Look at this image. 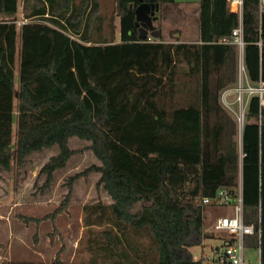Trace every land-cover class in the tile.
<instances>
[{"label": "trees", "instance_id": "1", "mask_svg": "<svg viewBox=\"0 0 264 264\" xmlns=\"http://www.w3.org/2000/svg\"><path fill=\"white\" fill-rule=\"evenodd\" d=\"M168 1L114 0L118 22L110 16L107 26L98 0H21L17 27L19 0H0V171L56 146L38 172L47 185L77 137L99 163L67 177L65 200L90 172L111 199L84 206L95 215L86 225L101 224L107 211L108 227L79 264H202L188 249L209 236L202 198L236 181V123L219 94L237 81L239 51L219 39L240 26L247 82L264 83V4L243 0L239 18L227 0H197L196 40L138 38L136 6ZM245 110L243 211L255 223L260 194L264 264V94L262 102L252 94ZM0 264L69 263L56 254Z\"/></svg>", "mask_w": 264, "mask_h": 264}, {"label": "rangeland", "instance_id": "2", "mask_svg": "<svg viewBox=\"0 0 264 264\" xmlns=\"http://www.w3.org/2000/svg\"><path fill=\"white\" fill-rule=\"evenodd\" d=\"M98 2L100 14L106 15V25L111 20L110 16H113V21L117 23L114 0ZM196 3L197 0H169L159 8L156 12L158 19L153 24L160 26L164 40L194 41L198 38ZM20 8L21 0L16 14L17 27L22 23ZM94 32L97 33L96 30ZM96 33L94 34L97 35ZM115 34L118 40L117 29ZM230 115L233 116L231 113ZM86 144V141L77 137L70 138L69 145L74 149V153L62 169L54 172L52 181L47 185L44 182L45 176L39 175L38 172L48 158L57 152L56 146L32 153L22 167L13 163L9 170L0 171V262H47L58 254L69 264H79L92 256L94 240L100 236L99 231L108 227L105 223L108 221V212H105L101 224L86 225V219H93L95 215L89 214L84 206L97 202L108 205L111 202L108 194L96 186L99 174L90 172L80 176L73 183L72 192L65 200L67 177L82 171L92 163H99L92 153L84 148ZM213 219L214 213L206 207L203 232L209 236L188 248L193 257L209 254L210 248L220 247L219 234L214 232V235H210ZM139 239L141 243H146L144 235ZM256 255V248L245 251V256L252 260H255Z\"/></svg>", "mask_w": 264, "mask_h": 264}, {"label": "built area", "instance_id": "3", "mask_svg": "<svg viewBox=\"0 0 264 264\" xmlns=\"http://www.w3.org/2000/svg\"><path fill=\"white\" fill-rule=\"evenodd\" d=\"M263 4L264 0H259V5L262 6ZM227 7L229 11L236 13L240 18L243 9V0H227ZM219 42L235 44L239 49L237 81L234 85L223 88L219 94L221 105L229 114H233L232 117L236 123L238 136V174L233 185L221 186L212 196L202 198V203L214 213V219L211 222L212 232L210 235H214V232L219 234L220 247L210 248L209 254H203L198 258L193 257V259L197 260L201 258L202 264H263L261 255L262 206L260 194L257 201L255 223H246L244 218L241 181V158L243 156L241 133L245 123L247 101L252 94H257L262 102L264 83L260 82L255 86L247 82L242 60L243 42L240 26L232 31L230 37H223L219 39ZM220 208L223 210H219ZM252 234L256 235V244L254 246L245 244L244 236ZM252 248L257 249L255 260L245 256V251Z\"/></svg>", "mask_w": 264, "mask_h": 264}, {"label": "water", "instance_id": "4", "mask_svg": "<svg viewBox=\"0 0 264 264\" xmlns=\"http://www.w3.org/2000/svg\"><path fill=\"white\" fill-rule=\"evenodd\" d=\"M158 4H148L146 2L139 3L135 10L134 24L137 26L139 34L138 38H157L161 34L160 30L155 27L153 21L156 19L155 12L158 11Z\"/></svg>", "mask_w": 264, "mask_h": 264}, {"label": "crops", "instance_id": "5", "mask_svg": "<svg viewBox=\"0 0 264 264\" xmlns=\"http://www.w3.org/2000/svg\"><path fill=\"white\" fill-rule=\"evenodd\" d=\"M197 8H198V5H197V3H196V5H195ZM161 7H163V5H161ZM157 12V11H156ZM157 16V15H156ZM157 18L158 17H156V19L153 21V22H155L156 20H157ZM198 32V31H197Z\"/></svg>", "mask_w": 264, "mask_h": 264}]
</instances>
